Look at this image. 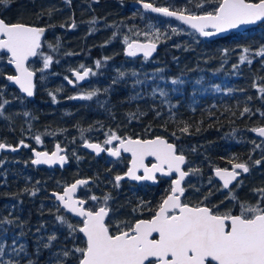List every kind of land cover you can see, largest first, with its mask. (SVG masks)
I'll use <instances>...</instances> for the list:
<instances>
[{"label": "trees", "instance_id": "obj_1", "mask_svg": "<svg viewBox=\"0 0 264 264\" xmlns=\"http://www.w3.org/2000/svg\"><path fill=\"white\" fill-rule=\"evenodd\" d=\"M75 1L9 0L7 6L0 4V18L9 24L46 27V40L55 44L50 51L43 47L54 68L47 71L50 77L44 91L39 87L34 101L9 86L6 76L13 72L7 66L0 76V87L5 85L7 99L10 96L8 106L0 92V104L4 105L0 109V143L22 147L20 152L0 158V245L4 248L0 264H79L78 253L64 257L63 252L84 247L85 238L78 231L70 232L56 217L62 216L77 227L82 222L67 215L50 196L78 178L92 179L90 187L97 197H110V231H117V225L124 228L152 217L171 183L163 181L157 187L119 183L117 187L115 177L125 173L126 161L96 157L81 147L85 141L103 143L110 130L120 137H165L187 156L189 164L194 161L189 167L198 171L190 177L185 199L191 205L203 200L214 207V198L222 202L219 206L226 205L230 197L221 192L213 170L232 167L233 163L249 168L240 191L233 194L239 202L251 204L254 195L259 196L256 190L264 189V149L259 146L264 139L258 140L252 133V129L264 126V94L259 92L264 87V57L255 54L264 47V24L210 41L189 30L187 36L176 34L172 29L183 28L175 21L130 10L129 3L138 0H98L97 5L86 0L92 4L91 11L77 9ZM145 1L156 6L169 4L170 9L186 13L198 9V3H210ZM24 4L27 11H19ZM106 26L108 33L102 29ZM145 32L159 33L160 52L154 61L143 63L147 65L144 70L136 66L139 71L133 76L135 68H123L116 61L133 65L140 60L123 57L125 44L118 36L141 40L137 33ZM245 48L249 49L250 64L239 59ZM93 59L108 64L102 81L94 88V82L85 86L96 91V96L70 99L73 90L63 79L81 65L90 67ZM120 72L125 75L121 77ZM137 80L142 83L136 84ZM172 80L182 83L173 84ZM161 90L167 95L161 96ZM245 107L250 111L244 113ZM185 126L187 133L181 131ZM37 135L42 143L35 140ZM56 143L73 153L70 166L65 170L34 166L32 149L51 151ZM233 205L239 207L237 200ZM52 236L56 238L50 240Z\"/></svg>", "mask_w": 264, "mask_h": 264}, {"label": "snow or ice", "instance_id": "obj_2", "mask_svg": "<svg viewBox=\"0 0 264 264\" xmlns=\"http://www.w3.org/2000/svg\"><path fill=\"white\" fill-rule=\"evenodd\" d=\"M138 2L143 5L144 9L151 12L160 13L165 17H175L203 37H211L240 25L254 24L257 21L264 22V0H205L216 6L212 11H207L203 15L185 14L184 10H170L168 7H155L145 0H138ZM8 3L9 0H0V4L4 6ZM197 7H203V3H198ZM172 31L176 32V29ZM44 32V28L20 23L8 24L0 19V52L10 54L8 63L14 65L18 73L15 76H7V79L18 85L28 97L34 95V72L29 70L26 64L29 58L42 55L39 49ZM137 35L140 34L137 33ZM144 36L146 42L143 43L138 40H129L127 36L124 38L127 44V56L135 57L138 53H143L145 59L151 56L156 50V43L147 39L149 33L145 32ZM155 39H159L158 32ZM49 47L52 46L49 45ZM243 52L244 55L239 58L240 62L247 61L250 64L251 60L247 55L249 49L245 48ZM255 54L264 57V47ZM43 60V68L47 69L52 62V57L44 56ZM96 66H100L99 60L96 61ZM80 68L83 69L82 72H74L76 81H83L89 75L95 74L84 65ZM131 74L137 75L136 72ZM119 75L123 77L125 73L120 72ZM69 83L73 81L69 80ZM140 83L142 81H136V84ZM172 83L177 84L182 81L172 80ZM259 92L264 94V87H260ZM160 95L166 96L167 94L161 90ZM94 96H96V91L69 98L91 100ZM53 101L55 102V96H53ZM7 103L8 101H4V104ZM3 106L0 104V109ZM249 111L247 107L243 110L244 113ZM181 131L187 133L188 127L185 126ZM252 131L264 137V127L254 128ZM105 135L104 145H112L116 141L117 146L105 148L99 143L87 141L84 146L94 150L97 154L107 151L110 156L117 158L122 152L130 153L131 167L126 173L128 178L136 181H155L157 173L167 177L175 174V178L172 179L168 195L153 211L150 219H139L124 228L117 225L115 232L110 231L106 223V218L109 217L111 211L107 205L109 196L103 197L104 203L98 208H85V200L74 198L78 186L87 185L88 181L78 180L70 187L64 188L63 194L53 193L65 210L82 218V225L77 227L62 216H57L56 219L66 224L70 232L78 231L86 238L84 247L66 250L63 252L64 257L78 253L79 264H264V189L256 190L259 192V198L255 204L239 202L236 196H231V199L237 200L240 207L239 214L235 215L231 211L218 213L214 210V207L218 206L209 207L204 204L203 200L190 205L181 199L186 191L183 182L191 171L198 170H184L186 158L182 153L177 152L174 144L160 136L152 139H132L120 137L111 130ZM35 140L40 143L41 137L37 135ZM20 143L28 147L23 141ZM6 148L12 151L17 150L15 147L0 143V149ZM62 151L64 150L57 144L56 151L51 154L35 152L36 158L32 163L63 165L66 163V157L60 154ZM148 157H154L156 161L151 166L145 163ZM255 163L259 164L260 161ZM238 169L244 173L249 171L244 163H233L231 170L216 169V176L223 181L225 189H229L232 182L241 174L237 171ZM140 170L143 171V175H138ZM122 179H124L123 176L115 177L117 187ZM35 194L32 192V195ZM90 199L99 201L100 198L93 195ZM207 199L208 196H205L204 200ZM11 222L7 221V223ZM55 238L52 236L50 240ZM49 246L45 245V247ZM20 251H23L22 245ZM3 255L4 248L0 245V256ZM8 264L12 262L9 261Z\"/></svg>", "mask_w": 264, "mask_h": 264}, {"label": "water", "instance_id": "obj_3", "mask_svg": "<svg viewBox=\"0 0 264 264\" xmlns=\"http://www.w3.org/2000/svg\"><path fill=\"white\" fill-rule=\"evenodd\" d=\"M145 2H146V1H145ZM149 3H150V2H149ZM129 6H130L131 9H140V10H142L143 13H145V14H147V15H151V16H160V17H163V18L166 19V20H174V21L178 22L182 27H184V28H186V29H188V30H192V31L195 32V30L191 29L188 25L184 24L182 21L177 20L175 17H165V16H163V15L160 14V13H154V12H151L150 10L144 9V8H143V5H142L141 3H139V2H132V3L129 4ZM153 6H155V5L153 4ZM155 7H157V6H155ZM185 14H188V13H185ZM0 19H1V18H0ZM5 23H6V22H5ZM263 23H264V22H262V21H257V22L254 23V24L240 25V26L237 27V28L229 29V30L226 31V32H221V33H218V34H216V35H214V36H211V37H203V36H200V37H202L203 39H206V40H211V41H213V40H217V39H221V38L228 37L230 34L235 33V32H245V31H247V30H249V29H252V28H256V27H258L260 24H263ZM24 25H26V24H24ZM28 26H31V25H28ZM33 27H37V26H33ZM39 28H44V27H39ZM44 29H45V32H44V35H43L42 38H41V41H42V42H43V40H44V38H45V36H46V34H47V31H48L47 28H44ZM209 30H210V31H213V30H211V29H209ZM197 34H199V33H197ZM139 42H142V43H143L144 41H139ZM41 48H42V44H41ZM41 48H40V49H41ZM40 49H39V50H40ZM159 49H160V46L156 43V50H155V51L151 54V56L148 57L147 59H149V60L154 59V58L157 56V54H158V52H159ZM126 50H127V46L125 47V51H124L125 57H126L127 59L133 60V59H137V58H140V57H144V56H143V53H138L137 56H135V57H129V56H127V54H126ZM0 53H4V52H0ZM5 54H6V53H5ZM7 55L9 56L10 54H7ZM36 57H37V56H36ZM36 57H31V58H29V60L27 61V64H26V66H27L28 68H29V63H30L31 61H33ZM8 65H9L10 68H12V69L14 70L15 75H17L18 73L16 72L15 66L12 65V64H9V63H8ZM89 69L92 70V68H89ZM29 70H30V69H29ZM31 71H32V70H31ZM82 71H83V70H82ZM82 71H81V72H82ZM33 72H34V71H33ZM74 72H75V71H74ZM74 72L72 73V77H73V80H72V81H73V83H69V85H70L71 87H75L76 85H78V86H84V85L90 83V81H91V75H89V76H88L85 80H83V81H76V78H75ZM15 75H13V76H15ZM36 76H37V75H36V73L34 72V76H33V84H34V89H33V90H34V95H33L32 97H28V96L26 95V93H23V92L20 90L19 86L16 85L14 82L9 81V80H8V81H9L10 86L13 87V88H15L16 90H18V91L22 94V96H24L25 98H27V99L33 101V100H35V98H36V91H37V87H36ZM261 127H264V126H261ZM258 128H259V127H258ZM254 135H255V137L258 138V139H264V137H260L256 132H254ZM163 138H164V137H163ZM165 139H166V138H165ZM166 140H167V139H166ZM167 141H168V140H167ZM168 142H169V141H168ZM89 143H97V142H89ZM169 143H171V142H169ZM99 144H100V143H99ZM172 144H173V143H172ZM6 145H7V144H6ZM56 145H57V144H56ZM56 145H55L54 150H53L52 152L56 151ZM59 145H60V144H59ZM101 145H102V144H101ZM174 145H175V144H174ZM102 146H103V145H102ZM175 146H176V145H175ZM12 147H14V146H12ZM60 147H61V149L64 150V151H62L60 154H61V155H64V156L66 157V163H64L63 165H61L60 163H55V164H51V165H49V164H43V163H42V164H39V165H36V164H34V165L37 166V167L47 168V169H61V170L66 169V168L69 166V164H70V160H69V157H68V154H67L68 150H67L66 147H63L62 145H60ZM103 147H104V146H103ZM15 148L17 149L16 151H12L10 148L0 149V157H1L3 154H10V153H11V154H16L17 152H19V151L21 150V147H15ZM82 148H83L86 152H88V153H90V154H93V155H95V156H102L103 154H105L107 158H109L110 160H113V161H118V160H120L123 156H127V157H130V158H131V154H130V153H123V152H122V153H121V156H120L119 158H117V157H112V156H110V155L108 154L107 151L100 152L99 154H97L94 150L85 147L84 144L82 145ZM105 148H106V147H105ZM176 148H177V147H176ZM33 150H35V152H47V153H49V154L52 153V152H49V151H46V150H39V149H33ZM33 150H32V157H33V160H34L36 157H35V152H34ZM185 158H186V164L183 166V167H184V170H185V168H186V166H187V157L185 156ZM150 160H153L154 163L156 162L155 159H154V157H148V158H146L145 163L147 164ZM150 166H151V165H150ZM130 167H131V161H130ZM231 168H232V167H231ZM231 168H229V170H231ZM219 169H225V168H219ZM237 171H240L241 174L237 177V179H236L235 181L232 182V184L229 186V188L232 187L237 181H239V180L241 179L242 174H246V173L242 172V170H239V169H238ZM141 174L143 175V171H142V170H140V171L138 172V175H141ZM213 174H214L215 179L223 185V181H222L218 176H216V169L213 171ZM122 176L124 177V179H122L120 182H123V181H129V182L136 183V184L147 183V184H151V185H156V184L158 183V179H157V177H159V176H161V177H165V178H170V177H167V176H162V175L159 174V173L156 174V179H155V181H152V180H140V181H136V180H132V179L128 178V177L126 176V174H124V175H122ZM173 176H175V174H173ZM189 176H190V175H189ZM189 176L185 178V181L183 182V186H184L185 182L188 180ZM78 180H86V181H88V183H87V185H81V186H78L76 192L74 193V198H75V199H81V198L79 197L81 191H82L83 189H85V187L89 186V185L92 183V180H91V179H82V178L75 180L73 183H75V182L78 181ZM73 183H71V184L68 185L67 187H70ZM57 194H63V191L60 192V193H57ZM51 196L56 200V202L61 206V208H62L63 210H65V209L63 208V206L60 204V202L55 198V196L53 195V193L51 194ZM183 197H184V196H183ZM183 197H181V199H182ZM84 207L87 208V202L85 203ZM65 211H66V213H67L68 215L72 216L73 218H75V219H77V220H82V218L75 216L74 214L68 212L67 210H65ZM109 215H110V213H109ZM107 219H108V218H106V221H107ZM82 235H83V233H82ZM83 236H84V235H83ZM84 238H85V237H84ZM85 239H86V238H85Z\"/></svg>", "mask_w": 264, "mask_h": 264}, {"label": "rangeland", "instance_id": "obj_4", "mask_svg": "<svg viewBox=\"0 0 264 264\" xmlns=\"http://www.w3.org/2000/svg\"><path fill=\"white\" fill-rule=\"evenodd\" d=\"M56 1V0H55ZM65 1V0H64ZM73 0H70V2H72ZM166 2L167 1H171V0H165ZM26 4H24V5H21V7H20V10L19 11H22V12H26L27 11V5L25 6ZM49 5V4H48ZM75 6H76V8L77 9H87L88 11H91L92 9H90L89 7H91L92 6V4L91 3H89V2H87L86 0H76L75 1ZM216 5H214V4H212V3H203V7H199L198 9H195V11H193V12H189V13H191V14H197V15H200V14H204L205 12H207V11H212L213 10V8L215 7ZM164 7H168V8H171V6L168 4L167 6H164ZM152 24L153 25H155V22H152ZM181 26V25H180ZM182 27V26H181ZM183 29H179V28H177V30H176V34H178V35H181V34H185L186 36L187 35H189V31L187 32V29H185L184 27H182ZM104 31H106L107 33L108 32H110L109 30H110V28L109 27H103L102 28ZM97 32V31H96ZM111 32L113 33V32H115V31H112L111 30ZM87 32L85 31V32H82L81 34H86ZM116 33V32H115ZM123 34V33H122ZM128 37L129 38V35H126L125 34V36H122V35H119L118 36V41L121 43V44H126L125 43V40H124V38L125 37ZM155 36L156 35H153V34H151V33H149V36H148V39H150V40H153V41H156V42H159V40H155ZM139 37H141L142 39H141V41H144V39L143 38H145V36H144V34H142V33H140V35H139ZM159 38H161L160 36H159ZM130 39V38H129ZM160 43V42H159ZM49 45H51L52 47H49ZM76 45V44H75ZM44 46H46V48H47V50L48 51H50V50H52V49H54L55 48V44L53 43V41H48V40H44ZM41 53H42V55H39V57L37 58V62H33V64L31 65V69L32 70H34L35 71V69L38 71V74H39V76H38V81H39V83H38V89H39V87H41V91H44V86L47 84V79L46 78H48V77H50L48 74H47V71L49 70V71H51L54 67L52 66V62H51V64H50V66L47 68V69H44L43 68V64H44V60H43V57L44 56H50L48 53H46V52H42L41 51ZM96 61H98V60H92V63H91V66L90 67H92L93 69H94V75L92 76V82H94V84L92 85L93 86V88L98 84V82H100V81H102L103 80V78H101V75L103 74V73H106V68L108 67L107 65V63H104V62H102V61H100V66L99 67H97L96 66ZM7 62V60H5V59H3V58H1L0 57V76H2L3 75V72H4V69H5V63ZM116 62H118L119 64H120V66H122L123 68H127V66H130V68H135V71L134 72H136V71H139L138 70V67L139 68H141L142 70H144L145 69V67L147 66L146 64H143V63H146L147 61H144V60H140V62H136V63H134L133 65H128L126 62H123L122 60H117ZM86 65V64H85ZM4 66V67H3ZM136 66H138V67H136ZM43 69V70H42ZM79 69H81V68H79ZM5 90H7L6 89V86L5 85H3V86H1L0 87V92H1V94H2V100H3V102L4 101H8V103L7 104H9L8 106H10V96H9V94H8V99H7V93L5 92ZM89 91H91V89H88V88H86V87H84V88H77L76 90H74L71 94H72V96L71 97H79V96H81V95H85V94H87ZM252 133L254 134V131H252ZM40 143H42V141L40 142ZM84 143V142H83ZM82 143V144H83ZM81 144V145H82ZM104 144V143H103ZM64 146V145H63ZM260 146V148H263L264 149V144H260L259 145ZM68 155H69V159H70V162H71V159H72V157H73V153L69 150V152H68ZM195 165V163H194V161H191V163L188 165V166H190V167H193ZM190 167H188V169H189V171L191 170V168ZM191 173V177H195V173L193 172V171H191L190 172ZM189 182V181H188ZM241 184V183H240ZM239 184V185H240ZM237 186V189H236V187L234 188V189H232V192H230V193H228V196L229 197H231L234 193H236V191L238 190V191H240V186ZM236 189V190H235ZM84 196H85V198L84 197H82L83 199H86L88 202H90V206H92V208H98L99 206H101L103 203H104V201H103V198H100L99 199V201H92L91 199H90V197L91 196H93V195H95V196H97L96 194H95V189L94 188H91L90 186L89 187H87L84 191ZM255 197V201L253 202V201H251V204H255L256 203V201H257V199L259 198V196H256V195H254ZM99 198V197H98ZM231 201H232V199L231 198H229ZM110 203H111V199H109L108 201H107V205H108V207H109V205H110ZM232 205V204H231ZM110 208V207H109Z\"/></svg>", "mask_w": 264, "mask_h": 264}, {"label": "flooded vegetation", "instance_id": "obj_5", "mask_svg": "<svg viewBox=\"0 0 264 264\" xmlns=\"http://www.w3.org/2000/svg\"><path fill=\"white\" fill-rule=\"evenodd\" d=\"M66 3H68V4H71V2H69L68 0H66L65 1ZM93 3L95 4V5H97L99 2H98V0H97V2L94 0L93 1ZM138 41H141V40H138ZM144 42H146V40H144ZM153 42H155V43H157V44H160L159 42H156V41H153ZM127 46V44H125L124 45V47H123V57L126 59V60H128V61H134V60H144V61H154L155 60V58L154 59H152V60H149V59H145V57H140V58H137V59H133V60H130V59H127L126 57H125V54H124V51H125V47ZM160 48H161V46H160ZM159 52H160V49H159ZM158 52V53H159ZM0 57L1 58H3V59H5V60H7V62L5 63V65L4 66H7V68H9L10 70H12V72H13V74H11L12 76L14 75V70L12 69V68H10L9 66H8V59H9V56L8 55H6L5 53H0ZM37 60V59H36ZM36 60H34V61H32L30 64H29V68L31 69V65L33 64V62H37ZM3 66V67H4ZM85 68H88V66H85ZM78 70H83V69H78ZM77 70V71H78ZM74 71V70H73ZM73 71H71V73L69 74V75H67L66 77H67V79H63V81L66 83V85L69 87V88H71L73 91L74 90H76L77 89V87L78 88H84V86H86V85H84V86H75V87H71L70 85H69V80H73V77H72V72ZM35 72H36V74L38 75V71L35 69ZM93 73H94V70L92 71ZM7 76H9V75H7ZM6 76V77H7ZM36 85H38V80L36 79ZM72 91V92H73ZM132 139H137V138H132ZM152 139V138H151ZM117 144H118V142H116V141H114L113 142V144L112 145H108V146H105L106 148H110V147H115V146H117ZM101 157H105L106 158V156L105 155H103V156H101ZM126 161V166H127V169L125 170V173H127V171H128V168L130 167V161H131V158L130 157H127V156H123L122 157V159L120 160V161ZM152 163H154V161L153 160H150L147 164L150 166ZM186 170H187V168H186ZM142 175V174H141ZM175 178V176H172V177H170V178H165V177H161V176H159V177H157V179H158V183L156 184V185H151V186H155V187H157V186H159V184L161 183V182H163V181H166V182H168V183H171L172 182V179H174ZM242 179L243 178H241V180H239L238 182H236L232 187H230L229 189H231V191L229 190V189H225L224 187H223V185L220 183V182H218V181H216L218 184H219V186L221 187V192H225V193H230V192H232V189H234L235 187H236V189H237V186L241 183V181H242ZM122 183H131V184H135V183H132V182H129V181H124V182H121L120 184H122ZM143 185H148V184H146V183H143V184H141V186H143ZM184 187H185V189H186V191H185V194H184V197L182 198V200L184 201V202H186V198L189 196V187H188V182L187 183H185L184 184ZM235 189V190H236ZM81 197H84L85 198V196H84V194H82L81 195ZM166 198V197H165ZM86 200V199H85ZM213 202L215 203V206H218V207H215V209L214 210H216L218 213H221V214H223V213H226V212H228V211H231L232 212V214H239V211H240V207H237L236 205H233L234 204V200L232 199V201L231 200H229L227 203H226V205H223V206H219V205H222V202H221V200H220V202H221V204L219 203V200L217 199V198H214L213 199ZM187 203V202H186ZM218 204V205H217ZM232 204V207H231V209L229 210L228 208L230 207V205ZM191 205V204H190ZM208 206V205H207ZM88 207L89 208H92V206H90V202H88ZM210 207V206H209ZM235 208V209H234ZM142 219H144V218H142Z\"/></svg>", "mask_w": 264, "mask_h": 264}, {"label": "bare ground", "instance_id": "obj_6", "mask_svg": "<svg viewBox=\"0 0 264 264\" xmlns=\"http://www.w3.org/2000/svg\"><path fill=\"white\" fill-rule=\"evenodd\" d=\"M65 1H66V0H65ZM68 1H69V0H68ZM95 1L97 2V0H95ZM132 2H138V1H132ZM132 2H130V3H132ZM146 2H148V1H146ZM130 3H129V4H130ZM150 3H151V2H150ZM154 5H155V4H154ZM155 6H156V5H155ZM157 7H164V6H157ZM45 28H46V27H45ZM47 29H48V28H47ZM48 31H49V29H48ZM77 70H78V69H74V71H77ZM72 71H73V70H72ZM74 71H73V72H74ZM73 72H72V73H73ZM71 81H72V80H71ZM84 87H85V86H84ZM84 151H85V150H84ZM33 165H34V164H33ZM62 191H63V190H62ZM62 191H61V192H62ZM52 193H60V192H52ZM52 193H51V194H52ZM51 194H50V196H51ZM51 198L54 199L52 196H51Z\"/></svg>", "mask_w": 264, "mask_h": 264}]
</instances>
